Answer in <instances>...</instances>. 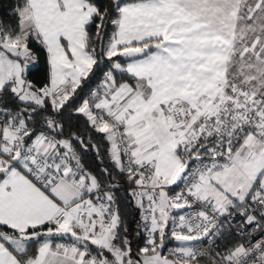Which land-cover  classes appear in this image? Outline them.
Instances as JSON below:
<instances>
[{
	"label": "snow or ice",
	"instance_id": "obj_1",
	"mask_svg": "<svg viewBox=\"0 0 264 264\" xmlns=\"http://www.w3.org/2000/svg\"><path fill=\"white\" fill-rule=\"evenodd\" d=\"M0 264H264V0H16Z\"/></svg>",
	"mask_w": 264,
	"mask_h": 264
},
{
	"label": "trees",
	"instance_id": "obj_2",
	"mask_svg": "<svg viewBox=\"0 0 264 264\" xmlns=\"http://www.w3.org/2000/svg\"><path fill=\"white\" fill-rule=\"evenodd\" d=\"M16 0H0V19H8V17L10 16L13 6L15 4ZM41 68H43V63L41 62ZM37 73L35 71V69H33V75L35 76ZM99 137H95L94 138V142L98 141ZM87 162L94 168V169H99L100 167H104L107 166L105 165H101L99 164L96 160H95V154L92 152H89V154L86 157ZM120 195L121 196H125V192L124 189L122 188L120 191ZM125 213L127 214L129 223L131 224V222L134 220V218L136 217V212L129 209V208H124Z\"/></svg>",
	"mask_w": 264,
	"mask_h": 264
}]
</instances>
